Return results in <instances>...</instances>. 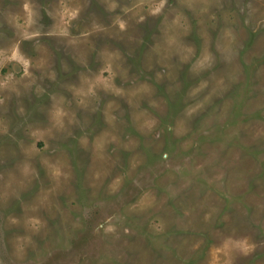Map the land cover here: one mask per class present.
I'll return each mask as SVG.
<instances>
[{
  "label": "rangeland",
  "instance_id": "rangeland-1",
  "mask_svg": "<svg viewBox=\"0 0 264 264\" xmlns=\"http://www.w3.org/2000/svg\"><path fill=\"white\" fill-rule=\"evenodd\" d=\"M0 264H264V0H0Z\"/></svg>",
  "mask_w": 264,
  "mask_h": 264
}]
</instances>
